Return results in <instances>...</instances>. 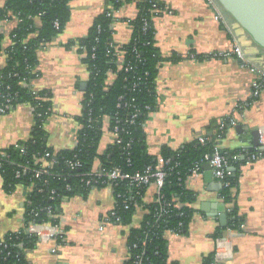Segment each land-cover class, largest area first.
Here are the masks:
<instances>
[{"label":"crops","instance_id":"0c3cea01","mask_svg":"<svg viewBox=\"0 0 264 264\" xmlns=\"http://www.w3.org/2000/svg\"><path fill=\"white\" fill-rule=\"evenodd\" d=\"M141 0L124 2L122 18L139 15ZM171 13L163 11L154 19L155 45L163 56L194 53L176 61H165L159 68L157 88L158 108L145 123L147 146L151 154L159 155L164 146L173 150L199 139L214 136L219 123L233 115L234 124L219 140L222 149L236 150V163L228 166L235 179L234 199L226 202L222 185L208 163L199 176H189L187 189L195 193L191 203L192 218L188 232L169 235V258L177 264H206L213 260L216 238L222 229L232 240L234 255L224 264H264V157L249 162L247 154L254 146L253 132L264 126V89L260 96L243 109L241 104L251 99L253 75L239 58L205 57L213 51L232 49L237 43L252 64L264 68V50L221 7L222 20L215 19V10L206 0H162ZM107 0H71V17L66 27L39 51L40 76L33 81L36 89L52 93V116L45 124L48 144L56 151L73 149L82 127L84 91L90 79L85 54L78 45L67 43L86 37L96 18L104 11ZM5 0H0V6ZM40 25V21H36ZM17 18L0 23L5 47L12 43L11 32ZM114 43L127 44L132 38L131 25L125 21L114 24ZM6 55H0V68ZM115 76L110 74V79ZM34 109L22 103L0 116V148L30 138ZM113 141L109 118L104 121V136L100 151ZM28 188L20 186L13 194L4 191L0 176V236L25 226V199ZM156 187L151 185L145 200H155ZM117 205L113 187L93 188L88 195L75 194L61 203V226L65 229L60 244L37 242L29 249V264H124L130 255L128 229L104 219ZM236 209L241 218L239 228H228V212ZM227 214V225L220 215ZM142 212L133 218L138 226ZM103 227V228H102ZM56 248V251L53 249Z\"/></svg>","mask_w":264,"mask_h":264},{"label":"trees","instance_id":"16d2710c","mask_svg":"<svg viewBox=\"0 0 264 264\" xmlns=\"http://www.w3.org/2000/svg\"><path fill=\"white\" fill-rule=\"evenodd\" d=\"M70 1L5 0V4L0 6V23L14 16L19 20L11 32L12 43L9 46L3 45L4 36L0 33V55H6V64L0 68V106L6 104L8 98L11 100V108L0 112V116L22 103L30 104L34 109L35 123L30 138L18 141V147L12 144L0 148V176L4 191L10 194L20 186L32 189L29 192L31 204L25 206V225L34 218L33 210L39 211V215L35 217L38 222L60 224L62 200L75 194L86 196L93 189L86 181L92 177L90 172L97 160H100L104 169L120 167L130 173L141 172L147 166L157 163L158 155L151 154L148 150L145 123L158 108L156 84L160 66L165 61L182 58L175 53L163 56L155 45L154 17L158 12H154L153 4L157 3L158 7L166 9L165 3L162 0H141L138 3L139 15L132 22L131 41L121 45L127 51V60L134 68L130 71L120 69L115 49L111 47L112 43L114 45V30L111 28V19L106 15L108 8L104 9L86 37L67 43L68 47L78 45L79 51L85 54L83 59L90 70V79L84 91L83 112L79 118L82 127L77 145L73 149L56 151L48 144L49 133L45 127L53 110L52 93L48 89H34L32 82L40 75V72L35 71L39 65L40 45L50 43L62 33L71 17ZM126 1L130 0H107L105 7L121 8ZM56 22H59V26H56ZM145 22L148 27L143 30ZM136 51H139L140 56L136 55ZM110 73H115L116 76L112 84L107 85ZM106 118H109L110 130L116 125L121 127L122 143L111 142L101 152L99 149ZM89 119H92L91 123ZM219 128L218 125L214 136H205V143L197 139L177 150L163 147L160 154L170 159L172 164H177V167L166 178L163 186L164 199L144 205L138 226L132 225L134 215L138 213L134 203H143L147 187L135 188L126 181L113 185L116 197L119 194L121 197L116 198V215L112 219L118 224L130 225V255L124 264H136L138 258L140 264H177L169 258L168 231L177 229L183 234L188 232L195 193L187 189L185 181L190 170L216 147L228 156L226 172L231 187L222 188V195L226 202L234 199L236 182L229 174L228 166L236 163L233 158L236 150L221 148L219 140L226 133L219 137ZM129 143L131 147L125 149ZM2 150L6 152L5 156L1 155ZM254 150L255 148H251L249 153ZM41 156H46L52 164L38 178L36 169L39 165H35V159ZM77 159L83 166L72 169L70 164ZM98 187L104 185L100 184ZM175 198L186 205L180 210L165 205V202ZM125 201L129 203V208L125 207ZM47 207H51V213ZM228 217L227 227L238 229L241 218L235 208H230ZM217 234L222 235V229ZM1 242L0 264H29L24 251L33 248L37 238L24 227L18 232L11 231L0 236ZM205 262L211 264L213 260Z\"/></svg>","mask_w":264,"mask_h":264},{"label":"built area","instance_id":"2783aa9c","mask_svg":"<svg viewBox=\"0 0 264 264\" xmlns=\"http://www.w3.org/2000/svg\"><path fill=\"white\" fill-rule=\"evenodd\" d=\"M212 8L215 10V19L220 21L222 20L223 16L221 13V6L217 2V0H206ZM108 8L107 10V17L111 19V28L114 30V24L117 21H122L125 20L127 21L132 28V22L135 20V18H122L120 16V8H114L113 6L105 7V9ZM153 10L154 12H158L157 15H155L154 19L160 16V12L163 13V11H167L168 13L172 12V9H169V7L166 9H163L161 7H158L157 3L153 4ZM19 20L17 19V24ZM56 26H59V22H56ZM148 27V23L145 22L143 25V30H146ZM100 29V26L98 27ZM133 29V28H132ZM133 32V30H132ZM1 33V32H0ZM2 34V33H1ZM131 41V40H130ZM46 44L42 43L40 45L39 51L45 47ZM111 47L115 49L116 53V62L117 65L120 69H124L126 71L132 70L134 67L133 65L127 60V51L120 45H116L114 43L111 44ZM137 56H140L139 51L135 52ZM205 57H214L218 59H223V58H239L240 60L243 61L244 65L249 68V71L253 75V78L250 82V88H251V99L243 104H241L239 107L245 109L247 108L252 101H255L257 99L261 92L264 89V68H261L255 64H252L250 60L246 57L245 51L243 50L242 46L240 44H235L232 49L228 50H219V51H213L209 54H205ZM187 56L190 57H196V54L194 53H189ZM182 56V57H185ZM95 57V56H93ZM35 71H38V66L36 67ZM114 76H116L115 73H110ZM40 75L38 74L37 77ZM35 80V79H34ZM113 80L110 78L107 81V85L112 84ZM33 83V82H32ZM34 86V85H33ZM34 89H36L34 87ZM38 90V89H36ZM156 92L157 96L159 99V93H158V88L156 84ZM11 108V100L10 98L7 99V103L0 106V112H4L5 110H8ZM53 112V110H52ZM52 116V114H51ZM50 116V117H51ZM49 117V118H50ZM136 117V113L132 116L131 122H134V118ZM89 122H92V119H89ZM234 124V118L233 115H228L226 116L221 122L219 123V129L221 131V134L219 137H222V133L226 132L229 126ZM104 128V127H103ZM120 130L121 127L119 125H116L114 129H111L110 131L112 132L113 135V141L112 142H117L119 144L122 143V138L120 136ZM259 134H260V143L261 146L255 147V150L253 152L248 153L247 159L249 162H253L259 158L264 157V126H261L259 129ZM201 143L206 142V138L204 136H201L198 139ZM16 147L19 146L18 142L14 144ZM131 147V143L127 144L125 146V149H128ZM1 155L5 156L6 152L4 150L1 151ZM46 156H49V154H46ZM46 156H41L39 158L35 159V165H39L38 169H36V177H40L43 172H45L49 167H51L52 162L48 161ZM208 163L213 169V173L216 178L219 179L221 182L222 188H229L231 187L230 182L227 179V172H226V167L228 165V156L225 155L220 151L218 147L214 148V151L211 154H206L204 159L202 160L201 163H197L191 170L189 176H199L201 173L202 166ZM72 169L76 168H81L83 166V163L80 160H76L70 164ZM177 167V164H172L170 159L164 158L161 154L158 155L157 157V163L155 165H149L147 166L143 171L141 172H135V173H130V172H125L122 170L120 167H112L110 169H104L102 167V163L100 160H97L94 164V166L91 169L90 175L92 176L86 181V184L89 186H92L93 188H97L98 185L102 184L104 186H111L113 187L114 184L119 183L120 181H126L128 182L129 185L135 188H142V187H150L151 185H154L156 187V196L154 201L158 200H163L164 199V194H163V186L165 184L167 176L170 174L172 170H174ZM188 176V177H189ZM181 180V178H180ZM183 182V181H182ZM19 187H17L18 189ZM69 188V187H68ZM17 189L10 193L13 194L17 191ZM70 189V188H69ZM32 190V189H31ZM27 192V197L25 199V206L30 205L31 201L29 199V192ZM41 191V190H40ZM54 193V192H52ZM8 194V193H7ZM140 194V193H139ZM121 197V195H117L116 198ZM153 202V201H152ZM125 207L129 208L130 205L125 201ZM146 203H150L145 200V195L143 196V203H137L135 202L134 205L137 207L138 211L143 212L144 205ZM166 206H173L174 208L181 209L183 206L186 205L181 200L178 199H173L170 202H165ZM49 213H51L52 209L51 207L46 208ZM166 209H164L165 211ZM34 211V218L28 222L27 225H25V229L27 232L37 238V242H43V243H49V242H54L55 244H60L61 241L64 239L65 235V229L64 227L61 226V224H50V223H45V222H38L36 220V216L39 215V211ZM116 215L115 210H113L109 215H107L104 219L105 222H114L112 219ZM181 215H183V212H181ZM23 227V228H24ZM103 228V227H102ZM16 230L17 232L20 231ZM236 231L237 229H232ZM183 234L177 229H171L168 231V238L169 235H179ZM170 241V240H169ZM2 245V242L0 243ZM29 249H26L24 251L25 255ZM57 249L54 248L53 251H56ZM234 255V246L232 243V240L230 239L229 236L227 235H219L216 238V250L214 253V262L219 263V264H224L227 262L229 259H231ZM136 264H140L139 258L135 261Z\"/></svg>","mask_w":264,"mask_h":264},{"label":"water","instance_id":"95a60500","mask_svg":"<svg viewBox=\"0 0 264 264\" xmlns=\"http://www.w3.org/2000/svg\"><path fill=\"white\" fill-rule=\"evenodd\" d=\"M217 2L253 42L264 50V0H217ZM253 135L254 146H261L259 130L254 131ZM220 217L223 225H227V214L223 213Z\"/></svg>","mask_w":264,"mask_h":264}]
</instances>
